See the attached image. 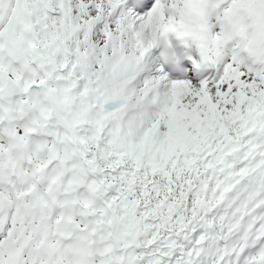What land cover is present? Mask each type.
<instances>
[{"label":"snow or ice","instance_id":"1","mask_svg":"<svg viewBox=\"0 0 264 264\" xmlns=\"http://www.w3.org/2000/svg\"><path fill=\"white\" fill-rule=\"evenodd\" d=\"M0 264H264V0H0Z\"/></svg>","mask_w":264,"mask_h":264}]
</instances>
